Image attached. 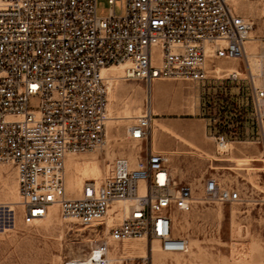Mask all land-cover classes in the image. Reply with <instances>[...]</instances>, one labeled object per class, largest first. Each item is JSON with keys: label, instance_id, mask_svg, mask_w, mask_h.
Instances as JSON below:
<instances>
[{"label": "built area", "instance_id": "2783aa9c", "mask_svg": "<svg viewBox=\"0 0 264 264\" xmlns=\"http://www.w3.org/2000/svg\"><path fill=\"white\" fill-rule=\"evenodd\" d=\"M251 29L233 0H125L124 14L112 7L106 17L98 15L97 0H0V164L15 168L23 220L35 224L57 206L99 236L64 264H150L148 256H123L129 239L159 240L167 252L188 248L173 234V211L194 208V187L177 180L164 153L117 157L103 178L86 179L79 195L67 190L69 156L107 143L104 70L120 67L124 80L150 86L166 78L203 82L209 63L248 58ZM251 77L253 116L264 124V86ZM152 120L149 107L128 127V138L145 140ZM214 137L218 148L227 147L226 134ZM203 194L210 202L242 198L216 176L205 179Z\"/></svg>", "mask_w": 264, "mask_h": 264}, {"label": "rangeland", "instance_id": "374dc122", "mask_svg": "<svg viewBox=\"0 0 264 264\" xmlns=\"http://www.w3.org/2000/svg\"><path fill=\"white\" fill-rule=\"evenodd\" d=\"M233 4L252 24L249 39L255 53L248 58L209 63V78L203 82L166 78L150 86L143 81H126L121 70L112 69L109 73L117 78L108 79L107 143L97 151L73 154L67 160V190L77 196L79 191L72 189L74 186L86 178H103L117 157L143 155L155 130L169 133L164 125L169 118L207 122L206 127L195 125L204 149L190 147L176 158L167 154L177 180L194 187V208L173 211V234L188 241L187 251H164L160 241L151 238L129 239L121 251L127 259L143 255L150 264H264V124L253 116L251 77L252 71L256 84L264 86V0H233ZM112 7L117 14H124L125 0L114 4L97 0L101 17L108 16ZM233 70L241 72L238 79L231 77ZM157 97L159 110L155 111ZM180 104L188 108L186 112L169 111V107L175 110ZM149 107L154 118L149 136L143 143L130 140L128 127ZM217 130L227 135L225 149L217 146ZM209 176L238 187L242 198L227 203L206 200L203 184ZM0 204L4 205L0 214V264H64L69 258L86 254L99 238L92 226L63 217L57 206L35 224L25 223L12 165L0 164Z\"/></svg>", "mask_w": 264, "mask_h": 264}, {"label": "crops", "instance_id": "0c3cea01", "mask_svg": "<svg viewBox=\"0 0 264 264\" xmlns=\"http://www.w3.org/2000/svg\"><path fill=\"white\" fill-rule=\"evenodd\" d=\"M168 109L169 111L183 113L184 111L186 112L187 111L186 109L188 108L180 104L177 105L176 108H174L175 110H173V108L170 107ZM157 110H159V106L157 107V109H155V111ZM153 120H152V124H153ZM196 124H201L204 127L207 126V122L205 121L204 124L203 120L199 118L198 119L197 118L193 119L188 117L169 118L167 121L164 122V125L168 128V130H170L169 133L166 131L155 130V132L152 133L151 140L148 141L147 146L145 147L144 154L143 155L141 154L138 157L133 158L132 160L136 161L137 159L147 156L149 151L161 152L166 155L168 153H171L173 155V158H176L175 157L176 155H178L179 153L181 154L183 150L189 149L190 147L191 148L199 147L201 149H204V145L201 142L200 137L198 135V131L196 130L195 127ZM171 131H173L172 134H170ZM187 158H189V156L185 155V159Z\"/></svg>", "mask_w": 264, "mask_h": 264}, {"label": "bare ground", "instance_id": "6f19581e", "mask_svg": "<svg viewBox=\"0 0 264 264\" xmlns=\"http://www.w3.org/2000/svg\"><path fill=\"white\" fill-rule=\"evenodd\" d=\"M250 36V35H249ZM250 42H251V39H248V43H247V45H246V53H247V55L249 56V55H251V54H253V53H255V47H253L251 44H250ZM114 68H118V71L121 69L120 67H116V66H114V67H111V68H109V69H106V70H104V74H105V76L111 81V80H114L115 78H117V76L115 75V73L114 74H110L109 72L112 70V69H114ZM145 94H146V96H148V94H147V92L145 91ZM158 99H159V97H157V99H156V103H157V106H159V103H158ZM228 146V145H227ZM69 157H71V156H69ZM74 159V158H73ZM68 162H69V158H68ZM93 178H96V179H98L99 178V176L98 177H93ZM86 179H88V178H86ZM83 183H84V180H83V182H82V184L81 185H76V186H74V188H72V189H74V190H76V191H79L81 188H82V185H83ZM2 206H4V205H2ZM11 210H12V208H11ZM51 213V212H50ZM141 256H143V255H141Z\"/></svg>", "mask_w": 264, "mask_h": 264}]
</instances>
